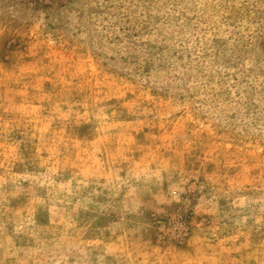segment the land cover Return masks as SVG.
I'll return each mask as SVG.
<instances>
[{
  "label": "rangeland",
  "instance_id": "374dc122",
  "mask_svg": "<svg viewBox=\"0 0 264 264\" xmlns=\"http://www.w3.org/2000/svg\"><path fill=\"white\" fill-rule=\"evenodd\" d=\"M0 264H264V0H0Z\"/></svg>",
  "mask_w": 264,
  "mask_h": 264
}]
</instances>
